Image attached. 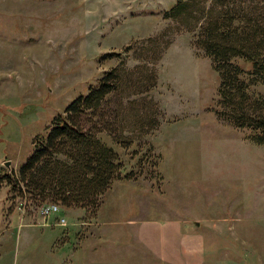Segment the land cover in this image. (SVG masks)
Instances as JSON below:
<instances>
[{
    "label": "rangeland",
    "instance_id": "obj_1",
    "mask_svg": "<svg viewBox=\"0 0 264 264\" xmlns=\"http://www.w3.org/2000/svg\"><path fill=\"white\" fill-rule=\"evenodd\" d=\"M174 2L0 0V173H14L32 138L117 64L99 61L101 54L146 40L163 49L151 90L126 102L120 95L133 79L122 75V91L86 118L130 138L115 147L119 173L131 171L130 178L113 181L92 216L67 210L46 222L1 184L0 264H170L138 230L176 221L188 226L181 252L167 256L177 264H264V146L214 115L217 75L192 44L197 27L163 17ZM135 55L122 54L126 71L141 64ZM144 105L155 122L138 129L132 115Z\"/></svg>",
    "mask_w": 264,
    "mask_h": 264
},
{
    "label": "trees",
    "instance_id": "obj_2",
    "mask_svg": "<svg viewBox=\"0 0 264 264\" xmlns=\"http://www.w3.org/2000/svg\"><path fill=\"white\" fill-rule=\"evenodd\" d=\"M243 2L175 0L163 17L189 30L197 27L192 44L208 59L218 79L214 115L243 132L250 143L264 146V93L253 91L264 86V5L253 0L251 5ZM154 41L138 42L120 53L99 56V61L114 58L117 64L103 71L84 94L74 97L61 113L53 116L44 135L32 138L30 154L14 173H0V185L8 187L7 196L13 192L37 210L52 204L59 208L58 212L77 209L92 216L110 184L130 178L131 171L120 175L123 164L115 149L127 145L130 138L123 137L122 130L110 129L107 122H101L99 129L86 118L96 117L110 96L122 91V75L133 79L126 93L120 95L126 102H130L131 94L153 88V65L163 50H155L156 43L148 44ZM129 52H134V59L141 64L126 71L122 54ZM143 81H147L146 85L139 88ZM137 110L132 115L133 125L138 129L151 128L155 121H148L145 105Z\"/></svg>",
    "mask_w": 264,
    "mask_h": 264
},
{
    "label": "crops",
    "instance_id": "obj_3",
    "mask_svg": "<svg viewBox=\"0 0 264 264\" xmlns=\"http://www.w3.org/2000/svg\"><path fill=\"white\" fill-rule=\"evenodd\" d=\"M186 229H188V226L184 222L178 221L163 224L143 222L139 226L138 233L141 241L143 240L147 244L149 250L155 252L170 264H177V260H169L167 256H170V251L173 248L175 252H181L179 234L186 235Z\"/></svg>",
    "mask_w": 264,
    "mask_h": 264
},
{
    "label": "built area",
    "instance_id": "obj_4",
    "mask_svg": "<svg viewBox=\"0 0 264 264\" xmlns=\"http://www.w3.org/2000/svg\"><path fill=\"white\" fill-rule=\"evenodd\" d=\"M59 208L55 205H44L38 210V216L43 219V222H46V218L50 217L51 215L57 214ZM56 225H64V220L62 218H55Z\"/></svg>",
    "mask_w": 264,
    "mask_h": 264
},
{
    "label": "water",
    "instance_id": "obj_5",
    "mask_svg": "<svg viewBox=\"0 0 264 264\" xmlns=\"http://www.w3.org/2000/svg\"><path fill=\"white\" fill-rule=\"evenodd\" d=\"M7 165H8V163H7V162H5V163H4V166H7ZM195 224H196V223H195Z\"/></svg>",
    "mask_w": 264,
    "mask_h": 264
}]
</instances>
